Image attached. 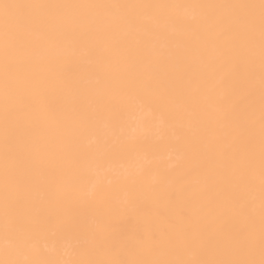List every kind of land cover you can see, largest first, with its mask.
Instances as JSON below:
<instances>
[{"label":"snow or ice","instance_id":"snow-or-ice-1","mask_svg":"<svg viewBox=\"0 0 264 264\" xmlns=\"http://www.w3.org/2000/svg\"><path fill=\"white\" fill-rule=\"evenodd\" d=\"M0 264H264V0H0Z\"/></svg>","mask_w":264,"mask_h":264},{"label":"bare ground","instance_id":"bare-ground-1","mask_svg":"<svg viewBox=\"0 0 264 264\" xmlns=\"http://www.w3.org/2000/svg\"><path fill=\"white\" fill-rule=\"evenodd\" d=\"M64 2H114V0H64ZM121 2H167V3H193V2H207V0H121ZM215 2H224V0H215ZM159 47H168L167 40H161L158 42ZM67 74L70 76H79L84 75V70L79 66L73 65L71 68L67 70ZM53 101L56 103L57 107H62L63 100L57 97H53ZM148 113L145 110L143 113H140L139 116L147 117ZM93 141V137L89 136L86 140L87 143H91ZM173 142H175V138H173ZM147 159H151L149 156ZM161 160L166 166L175 167L178 164L177 154L175 152L165 151L161 154ZM145 163V159L141 158L138 161V164ZM115 167L121 173V175H127L129 171V162L126 159H121L117 161ZM194 186H198L195 183V177L191 178Z\"/></svg>","mask_w":264,"mask_h":264}]
</instances>
